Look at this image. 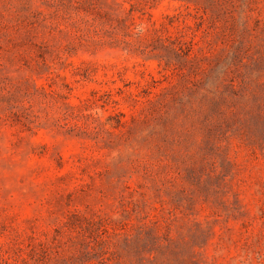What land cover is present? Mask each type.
Here are the masks:
<instances>
[{"label": "rangeland", "instance_id": "obj_1", "mask_svg": "<svg viewBox=\"0 0 264 264\" xmlns=\"http://www.w3.org/2000/svg\"><path fill=\"white\" fill-rule=\"evenodd\" d=\"M0 264H264V0H0Z\"/></svg>", "mask_w": 264, "mask_h": 264}]
</instances>
